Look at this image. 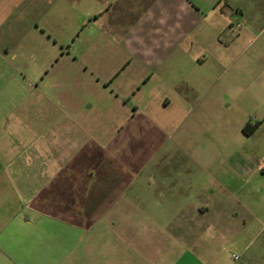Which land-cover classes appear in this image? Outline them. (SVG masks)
I'll return each mask as SVG.
<instances>
[{
    "label": "crops",
    "instance_id": "0c3cea01",
    "mask_svg": "<svg viewBox=\"0 0 264 264\" xmlns=\"http://www.w3.org/2000/svg\"><path fill=\"white\" fill-rule=\"evenodd\" d=\"M91 1L101 4L91 22L106 31L97 58L108 67L85 86L99 96L107 92L111 112L83 119V101L70 98L63 106L72 118L43 124L38 137L32 120H0V264H203L207 248L195 244L187 215L172 217L181 223L167 230L155 213L165 204L189 205L176 178L181 168L160 167L170 155L157 159L163 143L152 141L146 150V134L156 136L159 125L133 143L124 131L131 123L136 134L140 108L131 101L141 100L152 78L177 86L167 80L174 56L209 13L222 9L257 23L264 20V0H250L249 13L243 0ZM64 3L58 0L57 14ZM33 29L46 31L38 23ZM10 53L8 46L0 48V58ZM116 57L125 63L109 73ZM132 63L140 72L128 71ZM69 78L67 93H78L83 80L74 72ZM99 235L107 238L105 249L98 247Z\"/></svg>",
    "mask_w": 264,
    "mask_h": 264
},
{
    "label": "rangeland",
    "instance_id": "374dc122",
    "mask_svg": "<svg viewBox=\"0 0 264 264\" xmlns=\"http://www.w3.org/2000/svg\"><path fill=\"white\" fill-rule=\"evenodd\" d=\"M57 2L2 0L0 5V48L6 45L11 52L0 58V120H32L35 137L43 124L72 118L63 106L70 98L83 101V119L111 112L107 92L99 96L85 86L107 66L97 58L106 31L101 22H91L101 4L65 0L64 12L57 14ZM242 3L248 13L253 9L250 0ZM243 19L222 9L209 13L181 47L185 51L174 56L167 80L177 86L152 78L141 100L131 101V107L138 103L140 108L136 134L131 123L124 131L133 143L159 125L156 136L146 134V150L152 141L163 143L157 159L170 155L160 167L181 168L176 178L189 205L165 204L155 213L167 230L187 215L195 244L207 248L203 264H264V20ZM36 23L46 31L34 30ZM116 58L109 73L125 63ZM136 65L128 71L140 72ZM73 72L84 84L68 94ZM166 97L171 100L167 107ZM105 238L96 239L98 247L106 248Z\"/></svg>",
    "mask_w": 264,
    "mask_h": 264
},
{
    "label": "trees",
    "instance_id": "16d2710c",
    "mask_svg": "<svg viewBox=\"0 0 264 264\" xmlns=\"http://www.w3.org/2000/svg\"><path fill=\"white\" fill-rule=\"evenodd\" d=\"M256 126H257V125H256ZM248 127H250V123H247V124L245 125V127L243 128V130L246 131ZM253 127H255V126H253Z\"/></svg>",
    "mask_w": 264,
    "mask_h": 264
},
{
    "label": "built area",
    "instance_id": "2783aa9c",
    "mask_svg": "<svg viewBox=\"0 0 264 264\" xmlns=\"http://www.w3.org/2000/svg\"><path fill=\"white\" fill-rule=\"evenodd\" d=\"M238 258V256L237 255H234V259L236 260Z\"/></svg>",
    "mask_w": 264,
    "mask_h": 264
}]
</instances>
